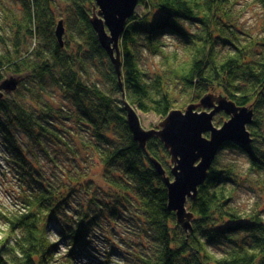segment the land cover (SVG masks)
<instances>
[{
	"label": "trees",
	"instance_id": "1",
	"mask_svg": "<svg viewBox=\"0 0 264 264\" xmlns=\"http://www.w3.org/2000/svg\"><path fill=\"white\" fill-rule=\"evenodd\" d=\"M6 1L0 83L23 79L0 98L1 174L14 181L12 208L0 211V264H264V24L243 29L246 4L140 0L121 38L119 78L91 23L95 0H15L20 17ZM144 53L164 67L143 70ZM208 94L253 107L252 143L223 145L188 200L187 231L154 164L172 178L171 156L156 137L145 148L134 140L124 102L162 121L182 96L191 105ZM227 120L221 113L214 124ZM244 183L258 193L247 209Z\"/></svg>",
	"mask_w": 264,
	"mask_h": 264
},
{
	"label": "water",
	"instance_id": "2",
	"mask_svg": "<svg viewBox=\"0 0 264 264\" xmlns=\"http://www.w3.org/2000/svg\"><path fill=\"white\" fill-rule=\"evenodd\" d=\"M95 3L92 26L118 77L121 78L120 42L140 0H95ZM64 34V24L61 21L56 29V37L61 46ZM22 79L23 76L13 75L4 79L0 83V98L3 96L2 92H14ZM124 105L134 140L145 148L156 137L169 152L173 181L156 161L155 168L164 179L169 210L176 213L178 223L185 230H191L194 215L187 209L188 200L197 198L199 188L205 184L225 143L237 142L246 146L252 143L248 126L253 123V107H239L226 96L208 94L198 104H191L185 110H173L156 129L147 131L142 127L136 110L127 102ZM221 113H225L228 120L221 127H217L214 120Z\"/></svg>",
	"mask_w": 264,
	"mask_h": 264
},
{
	"label": "rangeland",
	"instance_id": "3",
	"mask_svg": "<svg viewBox=\"0 0 264 264\" xmlns=\"http://www.w3.org/2000/svg\"><path fill=\"white\" fill-rule=\"evenodd\" d=\"M255 1L256 3L253 2V0H242V3L246 4V7H245L246 12L243 16V29L246 30V32H249L252 34H257L258 31L262 29V26L264 24V10L260 6V4L257 2V0ZM6 2L8 3V7L13 12V15L20 17L21 16L20 3H16L15 0H9ZM141 12H142V8L137 7L136 13L139 14ZM57 18H58L57 20L58 22L64 19L60 15H58ZM64 40H66V34H64L63 36V42ZM169 40L170 39H168L167 41ZM141 67L143 68V70L147 72H151V73L160 71L164 67L163 58L160 56H153L148 53H144L141 57ZM179 96H182V95H179ZM188 100L184 96H182V98H179V106L181 107L180 110L186 109V107L189 105ZM138 115H139L142 127L147 131L156 129L159 123L161 122V119L153 114L138 113ZM4 159H5V153H4L2 146H0V211L1 212H6L8 210H11L12 208L10 197L8 198L7 194L10 195V190L13 188L11 187V184H13L14 182L12 180V183H11L10 174H7V176H2L1 174V168L5 171V173H6L5 169L8 170V167L5 165L6 163ZM243 186L244 188L241 189V192L238 197V203L242 209H247L249 206H251L253 201H255L258 198V193L250 185L246 183H244ZM0 223H1V218H0ZM106 228L108 230L116 231L113 225L109 226L108 224H106ZM123 230L124 229L122 228L121 231ZM53 238H54V242L57 247V251L59 253H65L66 247L61 243V241L56 239L55 236ZM102 245L103 244H100L101 248H102ZM105 246L107 245L105 244ZM81 264H89V263L82 262Z\"/></svg>",
	"mask_w": 264,
	"mask_h": 264
},
{
	"label": "bare ground",
	"instance_id": "4",
	"mask_svg": "<svg viewBox=\"0 0 264 264\" xmlns=\"http://www.w3.org/2000/svg\"><path fill=\"white\" fill-rule=\"evenodd\" d=\"M171 180L173 181V176H172Z\"/></svg>",
	"mask_w": 264,
	"mask_h": 264
}]
</instances>
